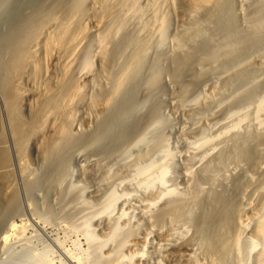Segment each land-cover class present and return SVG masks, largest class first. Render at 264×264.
Wrapping results in <instances>:
<instances>
[{"label": "rangeland", "instance_id": "obj_1", "mask_svg": "<svg viewBox=\"0 0 264 264\" xmlns=\"http://www.w3.org/2000/svg\"><path fill=\"white\" fill-rule=\"evenodd\" d=\"M73 1L0 0V264H264V0Z\"/></svg>", "mask_w": 264, "mask_h": 264}, {"label": "bare ground", "instance_id": "obj_2", "mask_svg": "<svg viewBox=\"0 0 264 264\" xmlns=\"http://www.w3.org/2000/svg\"><path fill=\"white\" fill-rule=\"evenodd\" d=\"M122 1H124V0H91L90 2H91V5L92 6H90L91 7V9H93V12H95L96 11V13H97V15L99 16L98 18H101V20L102 19H107V18H109V17H111V16H113V13L115 12V8L117 7V6H119L121 3H122ZM217 2H220V0H186V3H187V6H189L191 9H194V10H196V11H199V10H206V8H211V7H213L214 8V6H216V3ZM186 3H185V5H186ZM71 4H73L72 5V8H71V11L65 16V18H63V21H62V19L61 20H59V21H54V23H52V24H54L53 26H55L56 25V30H54V33H55V31H56V36L53 38V40H54V44L53 45H51V47L53 46V47H56V48H58V49H60L59 51H62L63 49H67V50H69V48H70V46H72L73 44H75L74 46H78V42L80 41L79 40V34H80V30H81V27H80V25H79V23L78 22H75V14L77 13L76 12V10H77V5H78V3L76 2V0H74L73 1V3H71ZM80 8V7H79ZM68 10V9H67ZM83 10V9H82ZM88 10V9H87ZM40 11V10H39ZM77 11H79V10H77ZM64 12V11H63ZM76 12V13H75ZM80 12V11H79ZM84 12V11H83ZM91 16V15H90ZM89 16V17H90ZM89 17H88V19H89ZM29 18V17H28ZM91 18V17H90ZM52 21V20H51ZM89 21V20H88ZM29 25V24H28ZM41 26H43V25H41ZM39 27V26H38ZM23 28V27H22ZM32 28H34V27H32ZM55 29V28H54ZM37 30H40V29H36L35 31H37ZM52 30V29H51ZM83 30V29H82ZM31 31V30H30ZM40 32H41V30H40ZM40 32H37V33H40ZM47 33V32H46ZM49 33V32H48ZM25 35V34H24ZM48 35V34H47ZM50 36V35H49ZM54 36V35H53ZM53 36H50L51 38L53 37ZM49 38V37H48ZM50 38V39H51ZM8 39V38H7ZM47 39V38H46ZM45 39V40H46ZM49 39H47L46 40V43H47V45H48V47H49V45L51 44V42H53L52 40L49 42L48 41ZM77 40H79V41H77ZM48 41V42H47ZM22 42H24L23 41V39H22ZM30 42V41H29ZM28 42V43H29ZM35 42V41H34ZM45 42V41H44ZM19 43H20V41H19ZM49 43V44H48ZM78 43V44H77ZM72 44V45H71ZM41 45V44H40ZM47 45H45V46H47ZM55 45V46H54ZM70 45V46H69ZM27 46V45H26ZM50 47V48H51ZM53 47H52V50H53ZM73 47V46H72ZM9 48V47H8ZM26 48V47H25ZM29 48V47H28ZM55 48V49H56ZM63 48V49H62ZM16 49H17V47H16ZM16 49L14 50V51H16ZM18 50H20V47H19V49ZM67 50H63L64 52H66ZM72 50H74V47H73V49L72 48H70V52L72 51ZM63 51H62V54H64L63 53ZM10 52V51H9ZM24 52V51H23ZM23 52L20 50V51H16L14 54H13V64L15 63V62H17V65H19V61H21V57L23 56L22 54H23ZM67 52H69V51H67ZM69 52V53H70ZM27 53V52H26ZM67 54L66 55V62H64V63H62L63 64V66H64V68H67L66 66H68V63L67 62H69L68 61V59H71L70 58V54ZM71 53H73V52H71ZM24 55H25V53H24ZM73 55V54H72ZM71 55V56H72ZM64 56V55H63ZM65 57V56H64ZM23 58V57H22ZM65 59V58H64ZM62 62H63V60H62ZM16 65V64H15ZM133 66V65H132ZM21 68V67H20ZM63 68V67H62ZM63 70V69H62ZM68 70V69H67ZM67 70H65L64 69V74H65V76H66V71ZM62 72V73H63ZM124 72H127L126 70H124ZM124 72H123V74H124ZM122 74V75H123ZM64 76V75H63ZM124 76V75H123ZM121 81V80H120ZM120 84V83H119ZM65 86H67V85H65V84H61V86L59 87L60 89V91H59V93L58 94H55V95H50L49 96V98L46 100L47 101V103L45 102V103H43L38 109H40V111L38 112V116L37 115H35V117L37 116L38 118H36V120L35 121H37L38 122V120H40L41 121V119L42 118H45L46 117V115L48 114V112H49V110H50V108L53 106V107H57V106H59L62 102L64 103V100H66L67 98H68V96H69V88L68 87H65ZM63 88H67V93L64 91L65 89H63ZM76 91V90H75ZM72 94V93H71ZM70 97V96H69ZM69 99V98H68ZM44 100V99H43ZM38 119V120H37ZM43 120V119H42ZM34 123V122H33ZM36 125H37V123H35ZM39 124V123H38ZM34 126V125H33ZM17 129V128H16ZM20 129V128H19ZM17 134V133H16ZM15 227H17V226H15V224H14V222L13 221H11L10 223H9V225H8V228H5V229H7L5 232H3L1 235H0V245H4V244H6V242L8 241V239H9V237H10V233L9 232H11ZM17 229V228H16ZM15 230V229H14ZM74 261V260H73Z\"/></svg>", "mask_w": 264, "mask_h": 264}]
</instances>
